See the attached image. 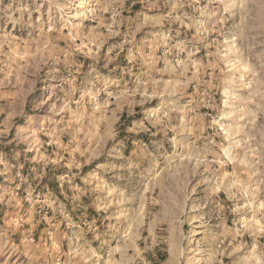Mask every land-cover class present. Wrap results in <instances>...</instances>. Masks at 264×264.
Returning a JSON list of instances; mask_svg holds the SVG:
<instances>
[{"label":"rangeland","instance_id":"obj_1","mask_svg":"<svg viewBox=\"0 0 264 264\" xmlns=\"http://www.w3.org/2000/svg\"><path fill=\"white\" fill-rule=\"evenodd\" d=\"M0 264H264V0H0Z\"/></svg>","mask_w":264,"mask_h":264},{"label":"bare ground","instance_id":"obj_2","mask_svg":"<svg viewBox=\"0 0 264 264\" xmlns=\"http://www.w3.org/2000/svg\"><path fill=\"white\" fill-rule=\"evenodd\" d=\"M235 82L234 83H232V85H231V88L229 89V91L228 92H230L231 90H234V88H235Z\"/></svg>","mask_w":264,"mask_h":264}]
</instances>
